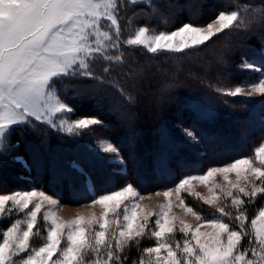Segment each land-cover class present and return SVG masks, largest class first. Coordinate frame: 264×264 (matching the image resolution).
<instances>
[{
  "label": "trees",
  "instance_id": "16d2710c",
  "mask_svg": "<svg viewBox=\"0 0 264 264\" xmlns=\"http://www.w3.org/2000/svg\"><path fill=\"white\" fill-rule=\"evenodd\" d=\"M131 11L129 7L120 17L123 41L133 25L171 32L186 23L207 25L222 11H237L238 20L235 27L198 49L151 54L122 46L120 62L95 64L92 71L98 79L78 76L60 84V97L75 109L72 120L96 117L102 125L76 134L40 122L16 128L10 141L19 144L18 154L27 163L11 158L0 161V193L37 189L62 204L80 205L93 199L88 183L94 185L96 196L129 182L140 193L164 191L183 177L252 158L264 142V96L226 94L258 79L259 73L241 69L242 61L264 65V0H149L134 14ZM184 129L192 130L199 142L193 143ZM101 140L119 149L126 167L108 162L115 154L98 151L95 146ZM74 162L81 171L73 168ZM263 204L264 193L244 199L240 210L247 217L246 230ZM230 207L222 206L231 214ZM208 212L212 216L213 209ZM10 224V220L0 221V242ZM38 227L44 234L42 225ZM41 234L35 232L31 248L42 244ZM150 234L147 229L118 253L120 264H139L144 249L157 242ZM109 242L115 251V240ZM100 255L106 258L103 251Z\"/></svg>",
  "mask_w": 264,
  "mask_h": 264
},
{
  "label": "snow or ice",
  "instance_id": "6c2138e0",
  "mask_svg": "<svg viewBox=\"0 0 264 264\" xmlns=\"http://www.w3.org/2000/svg\"><path fill=\"white\" fill-rule=\"evenodd\" d=\"M147 0H0V161L11 158L14 162L24 165L27 161L19 155V144L13 145L10 137L18 127H31L36 122L52 128H62L65 124L63 116L66 114L71 121L67 131L94 130L92 126H101L102 121L96 117H83L72 120L75 109L65 103L59 95V85L75 77L98 79L92 69L100 61L120 62L123 53L120 51L124 43L127 45H143L147 51L157 52H184L187 49H198L206 46L213 37L236 26L237 11L220 12L215 19L204 25L183 24L171 32H159L149 35L151 29L138 27L135 37L122 40V27L120 17L131 6L134 14L138 6ZM242 70H252L259 73L255 83L248 85L253 93L264 96V65L258 66L247 60L241 63ZM108 71V68H105ZM243 91L241 86L229 90L226 94L237 96ZM264 103V101H261ZM56 117V119H53ZM59 121V125L57 124ZM39 126V125H37ZM185 135L193 142L198 143V137L190 129H184ZM103 153H114L109 157V163H119L126 167L125 161L119 155V149L110 141L102 142ZM5 152L17 153L14 157H5ZM254 158L246 157L232 161L223 167H212L203 175L183 177L174 189L163 192L168 198L175 191L178 198L181 190L190 185L193 180L207 183L216 173L227 174L235 172L238 178L242 174H254L261 185H264V167L255 166V162L264 165V142L254 150ZM76 171H81L80 166L73 163ZM83 174V173H81ZM246 179V175L244 176ZM230 183V182H229ZM233 188L236 185H232ZM93 192V204H100L104 214L99 222L100 231H96L90 239L84 225V217L64 223L58 222L54 213L44 216V220L51 219L52 227L48 231L47 243L39 247L34 254L28 255L26 264H120L122 253L130 242L144 235L147 220L153 213L144 216L145 223H137L135 198L140 196L135 187L129 182L119 190L95 195L94 185L89 189ZM239 193L255 197L257 193H264V187L254 185L249 192L247 187H240ZM160 193H157L159 195ZM227 196L232 197V204L242 205L244 201L229 191ZM132 198L131 209L124 205V201ZM33 199L38 202L27 213L30 217L27 230L22 235L19 231V220L11 225L0 243V264H16L10 259L13 255L12 248L17 252H27L29 249L30 235L36 225L38 214L41 213V202L47 201L50 205L58 202L44 192L29 191L0 195V214L7 211L6 205L11 202L19 206L20 210H27ZM213 199H216L214 197ZM181 205L192 213L198 221L196 227L181 221L179 231L188 236L183 246L176 243L175 249L171 244L160 242L165 233L175 231L176 217L169 219L168 214L162 213L154 221L156 230L151 235L157 239V244L144 249L146 254L156 253V264L164 260V264H264V222L257 227V221L264 218V209L260 210L256 218L251 220L254 230V243L258 246V253L254 252L257 259H245L247 252L238 249L244 239V221L247 219L242 211L235 217L241 221L240 230H232L230 225L223 220H202V217L181 199ZM205 203L212 201L205 200ZM124 205L123 220L120 226L118 217L115 222L118 234L114 231L111 239L115 240V251L107 235L110 222L109 213L114 216ZM170 206V205H169ZM222 215H228L224 209L218 208ZM161 220L163 221L161 223ZM91 223V221H89ZM207 225L214 229L213 233H201L200 228ZM67 244L61 248L64 229ZM202 237H209L202 239ZM194 241V243H193ZM252 243V242H249ZM161 249L167 252L163 258ZM104 252L106 258L100 255ZM178 251L181 255L178 256ZM95 254V259H86L88 253ZM59 253V254H58ZM37 257L41 259L36 260ZM53 257H56L54 260ZM123 259H126L124 257ZM143 264V261L140 262Z\"/></svg>",
  "mask_w": 264,
  "mask_h": 264
},
{
  "label": "rangeland",
  "instance_id": "374dc122",
  "mask_svg": "<svg viewBox=\"0 0 264 264\" xmlns=\"http://www.w3.org/2000/svg\"><path fill=\"white\" fill-rule=\"evenodd\" d=\"M149 1V0H147ZM131 7V6H129ZM212 22V21H211ZM206 26V25H204ZM138 27H143V26H134L131 28V34L128 36V38L124 41H127L128 39L134 38L136 30ZM159 32L151 30L149 35H154ZM214 38V37H213ZM123 46L126 47H135V48H141L142 50L151 53V54H158V53H177V52H157V53H152L147 51L146 47L143 45H127L124 43ZM191 50V49H187ZM186 51V50H185ZM261 55L264 56V49L261 51ZM252 71V70H251ZM255 83V82H254ZM253 83H248L243 86V91L238 95V96H244V97H259L261 96L260 93H253L252 89L250 87H247L248 85H251ZM56 116H63V119L65 121V124L62 128L57 127V128H52L55 131L64 133V134H76L79 133L82 130H76L75 132H68L67 127L68 124L71 122L69 121V118L66 114L62 113H57ZM53 119H56V117H53ZM57 124L59 125V121H57ZM107 140H101L97 145L95 146L98 151H101V145L102 142H105ZM108 154H113L114 153H108ZM255 161L254 155L252 157ZM230 164V163H228ZM225 164V165H228ZM225 165L221 166H214V167H223ZM255 166H261L264 167V165H260L259 162H255ZM212 168V167H211ZM210 169V168H209ZM208 170V169H207ZM205 170L202 173H196V174H191V175H203L204 173L207 172ZM189 175V176H191ZM246 175V179L244 176ZM230 182V183H229ZM232 185H236L235 188L232 187ZM254 185L262 186L260 184V181L257 180L256 176L254 174L248 173V174H242L241 178H238L235 172H230L227 174V180H225V174L223 173H216L211 177L207 183H201L198 180H193L190 185H186L184 189L181 190L180 197L178 198L177 194L175 191H173L170 195V197L166 198L163 195V192L166 191H153V192H148V193H138L140 194L141 197L143 198H135V203L139 205V207L136 208L137 212V223H145L144 221V216L147 213H153L155 215H152L148 218L147 220V227L145 229V232L147 229H149L151 232L156 230L155 228V223L154 221L158 218H160L162 213H167L169 219L172 217H176L175 221V231L173 233H165L161 238L160 242L164 243L167 242L172 245V247L175 249L176 243L179 242L181 247L183 246L184 240L185 239H190L191 233L188 234V236H185L184 233H181L179 231L181 225V221H183L186 224L192 225L193 227H196L198 224L201 223V221H198L196 217L192 214L189 213L185 210V208L181 205V199H183L186 204L193 208L195 212H197L201 217L202 220H223L224 222L228 223L230 225V228L232 230H240V225L241 221L237 220L235 217L239 214L240 207L235 206L232 204V197L227 196V193L231 191L233 193V196H239L243 201L246 198L248 199H254L256 198L260 193H257L255 197L245 196L241 193H239V188L240 187H247L248 191L250 192L252 187ZM88 188H91V184L88 183ZM121 189V188H120ZM174 189V188H171ZM119 190V189H118ZM29 191H36L37 193L43 192L42 190H37V189H32V190H19V191H12L9 193H0V195H12L14 193H24V192H29ZM116 191V190H115ZM45 194L51 196L54 200H56L58 203L56 205H50L47 201L41 202V213L38 214V218L36 221V225L33 229L32 234L30 235V240L29 243L31 242V239L35 236V232L37 233H42V230L40 227L36 228L37 225L41 224L42 227L44 228V234H41V239H42V244L38 246L37 248H31L29 245V249L27 252H17L15 247L12 248V253L13 255L9 257L12 260L16 261V264H26L27 262V257L28 255L34 254L36 250L39 249V247L44 246V244L47 243V236H48V231L52 227L51 224V219L45 221L44 216L50 213H54L55 216L57 217L58 222H70L74 219H76L79 216L84 217L85 223L82 225L83 227L86 228L88 236L90 239H93L94 243V235L96 231H100L101 229L99 228V222H101V217L104 214V208L100 204H93L92 201L80 205H65L62 204V202L54 197L51 194H48L44 192ZM157 193H160L157 195ZM216 197V199H213ZM205 200L212 201V203H205ZM38 202L37 199H33V201L30 204L29 209L27 210H20L19 206H13L11 202H8V204L5 206L7 211L4 212L3 214H0V221L2 220H10L11 224L8 227V229L11 227L13 223H15L17 220H19V231L16 233V235H22V232L27 230V223L30 220V217L27 215V213L32 209V207ZM133 200L132 198H129L128 200L124 201V205H127L129 209L132 207ZM124 205H121V208L117 211L115 216L110 212L108 216V220L110 222V227L108 228L107 235L109 239L111 238V234L116 231L118 234V226L117 223L115 222L116 218L118 217L119 220V225L122 226L125 221L123 220V214H124ZM170 205V206H169ZM227 207L230 205L231 207V214H229L227 211L224 210L225 213L231 215V218L228 220L225 218V215H222L220 211L215 212L214 209H217L222 206ZM209 209H213L212 216L208 212ZM264 209V204L260 210ZM260 210L256 213L255 217L259 214ZM200 212H202L204 215H201ZM243 212V211H242ZM209 213V216L211 219L207 218V214ZM215 213V214H214ZM245 216V214H244ZM246 217V216H245ZM247 218V217H246ZM253 218V219H254ZM231 219V220H230ZM91 221V223H89ZM232 221V222H231ZM163 221L161 220V223ZM264 222V218H261V220L257 221V227L261 226V223ZM246 220L244 221V227H245ZM7 230L3 232L2 239L0 243H3V238L5 237V234L7 233ZM69 231L68 228L64 229V236L62 237L63 243L61 244V248L65 247L67 244L66 240V234ZM144 232V233H145ZM201 233H213L214 229L211 227H208L205 225L204 227L200 228ZM248 232V233H247ZM151 235V234H150ZM152 236V235H151ZM246 236V238H245ZM153 237V236H152ZM139 238V237H138ZM209 237H202V239H208ZM154 239H156L154 237ZM244 239H248V241L245 242V240L241 241V244L238 245V249H241L245 252H247V255L245 259H257L258 257L254 255L255 253H258L259 249L258 246L254 243V230L251 225V221L249 222V228L248 230L245 229V234H244ZM157 241V239H156ZM252 242V243H249ZM194 243V241H193ZM157 244V242H156ZM155 244V245H156ZM102 253V252H101ZM59 254V253H58ZM163 258H167V252L165 249H161V254ZM181 255V253L178 251V256ZM86 258L89 259H95V254L92 252L88 253V256ZM41 258L37 257L36 260L39 261ZM55 260L56 257H53ZM143 261V264H156V253H152L151 255L144 253V258L141 260ZM48 264H51V262H48ZM140 264V263H139ZM160 264H164V260L162 259ZM243 264V262H241Z\"/></svg>",
  "mask_w": 264,
  "mask_h": 264
}]
</instances>
